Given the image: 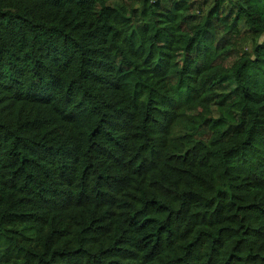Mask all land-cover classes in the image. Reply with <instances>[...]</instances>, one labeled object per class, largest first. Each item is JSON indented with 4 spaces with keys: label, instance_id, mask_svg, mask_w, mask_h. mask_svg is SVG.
<instances>
[{
    "label": "trees",
    "instance_id": "obj_1",
    "mask_svg": "<svg viewBox=\"0 0 264 264\" xmlns=\"http://www.w3.org/2000/svg\"><path fill=\"white\" fill-rule=\"evenodd\" d=\"M0 264H264V0H0Z\"/></svg>",
    "mask_w": 264,
    "mask_h": 264
},
{
    "label": "rangeland",
    "instance_id": "obj_2",
    "mask_svg": "<svg viewBox=\"0 0 264 264\" xmlns=\"http://www.w3.org/2000/svg\"><path fill=\"white\" fill-rule=\"evenodd\" d=\"M113 1H116V0H113ZM251 51V50H250Z\"/></svg>",
    "mask_w": 264,
    "mask_h": 264
}]
</instances>
